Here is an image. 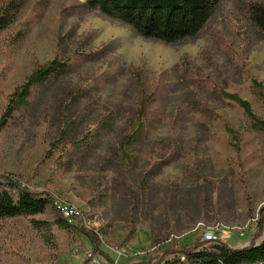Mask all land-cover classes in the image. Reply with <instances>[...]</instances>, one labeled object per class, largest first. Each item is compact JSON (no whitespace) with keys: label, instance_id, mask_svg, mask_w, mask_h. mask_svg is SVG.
I'll return each mask as SVG.
<instances>
[{"label":"rangeland","instance_id":"1","mask_svg":"<svg viewBox=\"0 0 264 264\" xmlns=\"http://www.w3.org/2000/svg\"><path fill=\"white\" fill-rule=\"evenodd\" d=\"M11 1L18 0H0V9ZM256 1L264 2L222 0L197 36L165 44L86 9L83 0H24L12 24L0 30V120L10 95L36 67L70 57L74 70L36 90L30 107L0 129V173L84 211L100 235L99 248L113 261L166 262L210 237L234 248L250 245L264 206V139L249 128L240 108L210 93L213 86L238 93L264 118V104L251 88L254 78L264 84V38L249 18ZM182 61L188 72L173 69ZM138 69L160 103L150 112L148 135L134 147L136 161L109 163L128 130ZM86 83L99 88L73 106L74 140L87 139L102 115H118L92 150L62 142L59 135L66 91ZM197 83L210 92H201ZM196 93L211 118L179 114L188 95ZM200 121L208 123V131L199 128ZM226 124L238 133L239 144H233ZM171 155L177 159L145 184L152 167ZM56 219L49 208L1 220L0 264L89 260L88 237L62 229ZM263 239L264 226L256 242ZM96 257L98 264L108 262Z\"/></svg>","mask_w":264,"mask_h":264},{"label":"trees","instance_id":"2","mask_svg":"<svg viewBox=\"0 0 264 264\" xmlns=\"http://www.w3.org/2000/svg\"><path fill=\"white\" fill-rule=\"evenodd\" d=\"M222 0H83V6L88 10H98L102 14L118 20L130 26L137 34L145 39H154L165 44H177L188 38L197 36L212 16L216 13ZM24 0L11 1L0 12V30L7 28L14 21L15 14L23 8ZM249 18L256 27L259 34L264 38V2L256 1L249 7ZM188 64L184 61L173 69L176 71L188 72ZM186 68V69H185ZM74 70L70 57L55 59L36 67L9 97L5 114L0 120V129L5 128L16 117L30 107V99L36 90H44L51 83L60 81L63 77L70 75ZM136 98L132 104L133 108L126 118L127 133L122 136L119 142V155L107 157V162L121 161L131 164L136 161L134 147L141 142L149 133L152 125L150 112L156 106L160 98L155 91L144 87L143 79L139 69L135 71ZM197 89L205 94L207 86L201 83L195 84ZM98 85L86 83L77 88H70L66 91L64 103L61 107L63 127L60 130L62 142L71 143L74 147L85 150H92L99 145L101 132L111 129L117 122V113L108 112L102 115L101 123L93 129L88 138L83 141L74 140L73 128L75 121L72 120L71 112L73 106L78 102L94 95ZM251 88L254 96L264 104V84L257 79H252ZM211 96L231 106L241 109L249 128L255 131L264 139V118L260 117L254 110L251 102L238 93L229 92L224 88L213 86ZM184 107L179 114L190 112L211 118L210 108L195 95H188ZM186 111V112H185ZM156 112V111H155ZM158 117H156L157 119ZM183 118L178 115L175 119L180 122ZM199 128L208 131L207 122H199ZM226 131L233 138V144H239V135L236 130L225 125ZM76 142H79L76 144ZM115 159V160H114ZM177 159L171 155L156 163L146 175L144 183L148 184L149 178L157 175L164 166ZM155 170V171H154ZM51 209L56 214L59 226L67 231H74L78 234H85L93 244V253L100 254L105 261H114L99 248L101 238L99 233L92 229H86L76 221L68 222L56 206V200L48 192H34L22 184L17 178L8 174L0 173V221L4 219L17 218L21 216H35L45 213ZM261 221L260 231L252 240L251 244L242 248H234L228 244L205 239L192 247L183 249L176 257L166 262L139 261L131 264H264V239L259 244L256 238L260 236L264 226V206L260 210ZM216 242L211 246H204L207 243ZM170 251H167L168 253ZM181 256L183 258L181 260ZM86 260L84 264H88ZM116 264H125L116 262Z\"/></svg>","mask_w":264,"mask_h":264},{"label":"built area","instance_id":"3","mask_svg":"<svg viewBox=\"0 0 264 264\" xmlns=\"http://www.w3.org/2000/svg\"><path fill=\"white\" fill-rule=\"evenodd\" d=\"M57 203V201H56ZM58 205V209H60V211L62 212L63 215L65 216H70V222H72L73 220L76 221V223H79L81 226H83L84 228L86 229H92L94 230L95 232L98 233V231L92 227H90L88 225V222H87V216L86 214L84 213V211H82L81 209H79L78 207H76L75 205L73 204H68V203H57ZM208 239H213V240H217L216 237H210ZM98 254H93L91 253L89 255V263L88 264H98V262L100 261L98 259H96ZM100 255V254H99ZM101 258V257H100ZM102 262V261H101ZM116 262L118 261H114V263L112 262H104V264H116Z\"/></svg>","mask_w":264,"mask_h":264},{"label":"bare ground","instance_id":"4","mask_svg":"<svg viewBox=\"0 0 264 264\" xmlns=\"http://www.w3.org/2000/svg\"><path fill=\"white\" fill-rule=\"evenodd\" d=\"M56 206H57V208H58V205H57V203H56ZM65 216V215H64ZM66 218H67V221L69 222L70 221V216H65Z\"/></svg>","mask_w":264,"mask_h":264}]
</instances>
